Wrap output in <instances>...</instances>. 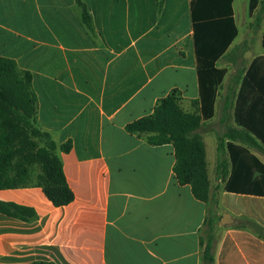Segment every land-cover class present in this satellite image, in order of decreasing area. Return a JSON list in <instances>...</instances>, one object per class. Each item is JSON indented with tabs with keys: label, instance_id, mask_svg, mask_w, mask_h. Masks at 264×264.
<instances>
[{
	"label": "crops",
	"instance_id": "1",
	"mask_svg": "<svg viewBox=\"0 0 264 264\" xmlns=\"http://www.w3.org/2000/svg\"><path fill=\"white\" fill-rule=\"evenodd\" d=\"M191 1L0 0V57L31 73L37 125L56 143L74 194L57 207L41 187L0 189L1 201L36 212L30 220L0 212V264H204L210 202L179 183L173 144L151 145L126 130L174 89L181 105L192 108L182 105L185 111L200 113ZM84 10L92 30L82 20ZM235 40L216 63L227 72L215 114L203 127L217 113L229 73L220 61ZM261 55L264 50L229 99L234 128L241 129L234 110L244 77ZM205 133L215 209L238 223L220 242L222 257L231 240L243 264H264V196L225 189L232 165L227 147H219L224 134L213 131L217 153L209 159ZM243 145L264 163V146ZM248 220L253 229L244 225Z\"/></svg>",
	"mask_w": 264,
	"mask_h": 264
},
{
	"label": "trees",
	"instance_id": "2",
	"mask_svg": "<svg viewBox=\"0 0 264 264\" xmlns=\"http://www.w3.org/2000/svg\"><path fill=\"white\" fill-rule=\"evenodd\" d=\"M249 1L252 12L261 0ZM233 3L234 0L191 1L200 113L185 111L181 106V94L174 89L158 101L152 114L126 126L129 133L145 136L151 145L173 144L174 172L179 183L190 185L194 196L203 202L210 200L211 183L202 128L203 122L215 114L218 87L227 72L216 63L238 35ZM78 5H82L80 0ZM82 20L92 30V19L86 10ZM262 45L264 47V33ZM37 110L31 73L20 69L14 60L0 57V189L41 187L55 206H65L73 201L74 194L57 155L56 143L37 125ZM234 119L241 129H230L219 137V147H227L232 165L225 189L264 196V163L243 145L254 149L264 146L263 55L254 59L244 77ZM225 139L229 141L225 143ZM71 147L70 142L62 146L66 152ZM0 212L24 220L36 216L31 207L1 200ZM214 242L210 238L207 244L213 248Z\"/></svg>",
	"mask_w": 264,
	"mask_h": 264
},
{
	"label": "rangeland",
	"instance_id": "3",
	"mask_svg": "<svg viewBox=\"0 0 264 264\" xmlns=\"http://www.w3.org/2000/svg\"><path fill=\"white\" fill-rule=\"evenodd\" d=\"M234 10L236 21L239 29L237 39L231 51L221 61L220 65L228 68L224 85L221 87V94L217 102V113L215 118L202 128L204 138L207 144L208 158L215 153L217 148V134H225L228 130L233 129V101L238 93L239 85L241 83V73L246 71L252 59L259 55L264 49L261 46L262 34L264 30V0H261L256 10L250 11L249 0H235ZM228 95V101H226ZM230 99V100H229ZM184 108H191L188 104H182ZM181 105V106H182ZM212 131V132H208ZM219 141V139H218ZM213 150V151H212ZM263 158L264 154L261 153ZM217 159V158H216ZM213 157V162L216 160ZM216 181L213 182L212 188L216 191ZM212 188L210 190V208L207 217V223L204 227V264H243L241 255L236 251L235 246H232L231 240H227L224 256L221 254L220 242L225 239V232L229 228H235L238 223L222 224L223 212L215 209L217 200L212 198ZM233 217V216H232ZM249 229H253L252 220H248L244 224ZM212 238L215 240L213 248L208 245V240ZM248 258V257H247Z\"/></svg>",
	"mask_w": 264,
	"mask_h": 264
},
{
	"label": "water",
	"instance_id": "4",
	"mask_svg": "<svg viewBox=\"0 0 264 264\" xmlns=\"http://www.w3.org/2000/svg\"><path fill=\"white\" fill-rule=\"evenodd\" d=\"M233 220L229 217L228 214H225L224 217H223V220H222V223L223 224H229V223H232Z\"/></svg>",
	"mask_w": 264,
	"mask_h": 264
}]
</instances>
